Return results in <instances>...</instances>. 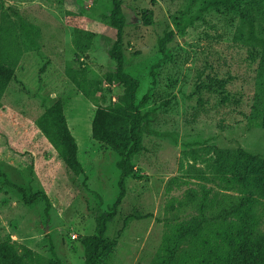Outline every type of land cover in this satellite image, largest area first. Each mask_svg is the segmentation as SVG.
Here are the masks:
<instances>
[{
    "label": "rangeland",
    "instance_id": "1",
    "mask_svg": "<svg viewBox=\"0 0 264 264\" xmlns=\"http://www.w3.org/2000/svg\"><path fill=\"white\" fill-rule=\"evenodd\" d=\"M203 1L122 0L118 53L138 82L136 102L145 98L143 148L131 157L135 171L107 225L105 239L116 244L99 251L103 264L158 261L198 213L179 206L190 190L209 201L245 194L252 186L236 178L238 151L264 160L262 50L244 40L239 20L251 2L208 7L179 31L177 19L195 14ZM111 7L110 0H0L2 47L21 50L14 77L0 92V243L19 254L24 245L42 261L84 264L80 240L95 233L96 216L118 195L119 155L91 137L95 105L71 80L83 67L99 103L121 100V84L105 80L116 64L109 54L116 39ZM148 9L151 24L142 20ZM169 30L172 38L160 51L158 40ZM56 100L77 143L79 175L36 123ZM255 197L252 224L264 230V196ZM237 220L205 222L196 238L178 241L187 253L168 264H221Z\"/></svg>",
    "mask_w": 264,
    "mask_h": 264
},
{
    "label": "trees",
    "instance_id": "2",
    "mask_svg": "<svg viewBox=\"0 0 264 264\" xmlns=\"http://www.w3.org/2000/svg\"><path fill=\"white\" fill-rule=\"evenodd\" d=\"M110 20L116 30V39L109 51L110 57L115 61V69L106 73L105 80H117L123 87L121 100L116 103L101 104L95 98V91L90 89L89 81L86 78L83 67H78L71 74V80L78 91L94 105L95 110L91 121V137L114 149L119 159L116 166L120 170L118 180L119 192L115 201L104 212L99 213L95 218V233L85 235L80 243L84 249V264H103L99 257L101 249H107L116 244L113 239L110 243L105 239V232L108 223L113 219L117 208L125 195V178L135 171L131 157L140 151L142 146L141 131L143 130L142 113L140 107L145 102L141 98L136 102L137 80L124 71V58L118 53L121 44L122 28L125 17L122 12V0H110ZM235 0H204L196 13L187 17L177 19V29L184 31L202 11L211 6H222L228 8ZM252 7L242 9L239 14L241 26L245 29V41L262 50V65L264 69V15L260 10L264 0H249ZM145 24L152 22V10H146L142 15ZM173 31L169 30L159 38L160 51H163L167 42L172 38ZM0 39V92L7 83L14 77V67L20 56V48L15 47L11 53L3 49ZM3 46V47H2ZM37 126L49 143L57 151L66 166L76 175L83 173V167L77 157V143L72 135L63 111L60 100L45 108L36 120ZM264 126V116L261 118ZM239 162L237 164L236 178L246 185L251 182L252 189H243L245 194L224 195L216 201H209L206 197L199 198L195 191L190 190L186 198L179 202V206H188L197 210V215L190 217V220L180 227L177 239L167 242L162 248V257L152 264H168L176 256L186 255L187 251L179 252L180 239L189 237L196 238L199 229L205 222L215 224L226 222L236 217L237 224L234 227L236 237L229 236V248L224 252L221 264H264V230L255 228L252 224V211L257 196H264V160L245 150H239ZM217 169L223 171V163L217 159ZM34 198L38 196L35 193ZM47 201V197L44 196ZM208 209V210H207ZM203 224V225H202ZM213 255V253H210ZM203 264V260L201 261ZM0 264H63L58 259H46L42 261L31 248L22 246L19 254L6 242L0 243ZM207 264V263H205Z\"/></svg>",
    "mask_w": 264,
    "mask_h": 264
}]
</instances>
